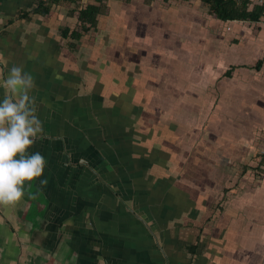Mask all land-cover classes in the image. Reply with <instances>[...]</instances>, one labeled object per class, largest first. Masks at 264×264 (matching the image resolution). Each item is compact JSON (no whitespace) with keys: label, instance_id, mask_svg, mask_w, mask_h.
<instances>
[{"label":"crops","instance_id":"crops-1","mask_svg":"<svg viewBox=\"0 0 264 264\" xmlns=\"http://www.w3.org/2000/svg\"><path fill=\"white\" fill-rule=\"evenodd\" d=\"M105 2L73 38L98 0H0V80L33 74L47 157L0 204V264H264V10Z\"/></svg>","mask_w":264,"mask_h":264},{"label":"clouds","instance_id":"clouds-1","mask_svg":"<svg viewBox=\"0 0 264 264\" xmlns=\"http://www.w3.org/2000/svg\"><path fill=\"white\" fill-rule=\"evenodd\" d=\"M33 74L23 65L13 64L0 80L5 94L0 97V204L11 205L20 200L26 191V182L40 178L47 157L40 151H30L37 138L44 134V122L37 114Z\"/></svg>","mask_w":264,"mask_h":264},{"label":"trees","instance_id":"trees-1","mask_svg":"<svg viewBox=\"0 0 264 264\" xmlns=\"http://www.w3.org/2000/svg\"><path fill=\"white\" fill-rule=\"evenodd\" d=\"M76 1V0H70ZM100 4H89L85 8H80L78 12V19L80 21V30H73L70 32L69 28H64L62 33L64 36H68L69 33L73 38H79L84 32H88L90 29L97 27L98 16L104 13L106 8V0H98ZM210 6L211 13L216 14L223 20L233 19H245L252 17V19H258L264 10V6H259L254 12H248L247 2L248 0H203ZM263 7V8H262ZM38 11L41 13H47L50 11V6H46L45 2H40Z\"/></svg>","mask_w":264,"mask_h":264},{"label":"built area","instance_id":"built-area-1","mask_svg":"<svg viewBox=\"0 0 264 264\" xmlns=\"http://www.w3.org/2000/svg\"><path fill=\"white\" fill-rule=\"evenodd\" d=\"M258 3L260 5H263L264 6V0H258ZM263 155H264V150L262 151ZM263 167H264V164H263Z\"/></svg>","mask_w":264,"mask_h":264},{"label":"rangeland","instance_id":"rangeland-1","mask_svg":"<svg viewBox=\"0 0 264 264\" xmlns=\"http://www.w3.org/2000/svg\"><path fill=\"white\" fill-rule=\"evenodd\" d=\"M261 6H263V5H261ZM95 33H100V30H99V31H98V30H97V31H95Z\"/></svg>","mask_w":264,"mask_h":264}]
</instances>
